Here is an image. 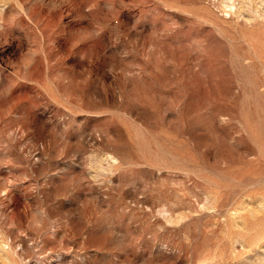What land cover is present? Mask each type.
<instances>
[{"label":"rangeland","instance_id":"374dc122","mask_svg":"<svg viewBox=\"0 0 264 264\" xmlns=\"http://www.w3.org/2000/svg\"><path fill=\"white\" fill-rule=\"evenodd\" d=\"M0 264H264V0H0Z\"/></svg>","mask_w":264,"mask_h":264}]
</instances>
